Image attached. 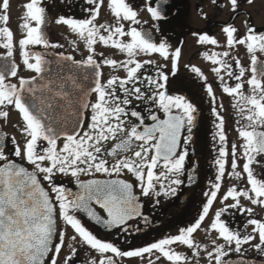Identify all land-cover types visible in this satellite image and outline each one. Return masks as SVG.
Here are the masks:
<instances>
[{"label": "snow or ice", "instance_id": "obj_1", "mask_svg": "<svg viewBox=\"0 0 264 264\" xmlns=\"http://www.w3.org/2000/svg\"><path fill=\"white\" fill-rule=\"evenodd\" d=\"M246 2L251 4L253 0H246ZM84 3L89 6L84 10L87 18L73 15H69L68 17L59 16L57 23L71 29V33L80 40H83L85 44L89 40L93 41L92 50L89 51L87 48L89 54L83 60H77L74 56H70L63 51L52 53V55L60 56L66 62L71 60L79 66H90L86 62L90 57L95 59V44L99 42L107 46L109 43H104L105 39L111 37L115 41L117 40L115 39L116 37L127 36L130 37V42H120L125 46L135 43L136 46L132 55L136 53L158 54L166 62L169 60L174 61L173 67L178 70L181 49L179 47L171 49L166 38H163L162 32V26L168 23L169 18L173 15L175 7L173 0H144L143 3L135 6V10L130 3L121 0L122 8L126 10L127 14H125V11H113L114 5L112 4V0H110L111 11L114 12L116 18L115 26L96 23L98 19L97 6L101 4V0H84ZM229 4L231 10L237 13L240 7V0H229ZM23 7L26 9V15L23 18L25 22L22 24V27L26 30L27 38L19 41L20 50H23L26 46L40 45L44 48L62 49L64 45L59 42H50L41 30L40 26L45 23L46 12L45 7L41 5V0H29ZM71 7L72 5L70 4L69 8ZM221 7H224V5H221ZM141 9H145L149 14L157 32L163 38L162 42H155L150 33L138 30L136 26H132L130 29L123 27L122 22L124 21H128L133 25L140 24L141 21L138 19V15ZM9 10L10 0H0V37L6 39L2 47L7 50V58H12L14 53L13 50H9L8 43L10 34L13 49L14 34L8 27L4 26L10 20ZM31 22H35L36 26H32ZM245 25L246 32L243 33H239V29L234 24L224 26L223 31L226 33V43L229 47L234 44L246 47V51L251 57L249 67L242 66L238 58L234 61L235 68H233V64L229 63L227 59L212 60L213 64L221 66L212 70L219 77L221 91L229 97L239 96L240 100L244 101L239 106L238 112L240 119L246 121V123L238 130V136L242 138V142L239 145L232 142L229 147V141L226 136V121L216 106L217 100L213 94V88L210 85L207 86V92L212 94L210 95V100L213 106L210 108V112L214 119L218 121L215 124L217 131L213 134V140L218 141L219 147L218 156L213 158L216 174L213 179L208 181L207 186L209 190L204 193L205 203L202 206V214L196 218L194 224L180 228L179 234L160 238L150 245L140 247L138 250L129 251H121L111 242H102L97 235L84 226L78 216H75L74 219L92 239L111 248L118 249L122 254L121 257H133L128 254L140 253L144 249H150V251L143 252V254L162 253V257H155V264H163V258H166L169 262H179L183 258L185 264H192L189 261L188 255L178 252L173 253L169 246L173 245L174 242L182 244L189 250L193 261L198 259L201 246L195 243L192 238H190L191 243H182L177 237L188 233H191L190 237H192L201 227V222L209 216L210 207L217 200L219 194L221 201L226 202L232 199L233 203H222L221 207L214 211L212 219L207 225V228L214 230L217 237L223 241L222 243H217L215 239L212 240L213 250L211 251L206 246L203 248L207 253L209 261L212 264H264V219L253 218L254 209L242 204L240 200L243 197L249 204L264 208V178H259L252 167L255 163L259 167L264 168V70H260L258 67V65H264V31L258 32L248 21H245ZM30 33L34 42L25 45L24 41L29 38ZM197 35L201 44L217 45L218 43L215 38H211L206 34ZM72 43L74 50H76L78 45L75 41ZM111 45L114 46L113 44ZM115 48L121 53H126L128 57L126 61L122 62L114 59L115 63L122 66L128 65V60L130 59L129 52L122 51L118 47ZM151 48L166 50L167 55H162L160 51H151ZM25 52L28 54L29 64H35L38 56L46 60L49 53L23 51L22 54L23 65L28 70L42 75L40 69L33 70L25 64ZM216 55L229 57L231 54L225 51ZM138 57L136 56L133 63L128 65L131 68H136L137 64L140 65L132 77V81L123 82L127 80V72L121 77V82H118L115 86L108 87L111 77L103 81L106 92L104 100L107 104L124 108V112L120 114L119 131L124 132L125 137L119 138V132H117L109 139H102L93 146L97 149L94 153V163L97 166L100 164L104 165V168L97 171L95 175L118 176L120 179L82 182L73 177V184L77 188H80L81 192L76 195L75 201H71L65 185L58 183L59 177L70 173H66L63 169L57 170L59 165H53L52 161L49 160L50 176L43 169L40 170L41 175H33L31 169H35L36 164L27 158V147L31 137L27 136L26 131L23 130L22 135L26 136L23 147L14 138L4 137V142L0 143V264H43L45 258L49 257V253L51 254L49 264H55L58 254L56 251H51L52 243L49 237L52 235V232L42 231L39 226L46 219L44 213L47 212L48 206L51 205L53 210H58L62 206V199L74 203L76 209L86 215L95 224L104 225L109 230H114L118 236L123 235L127 239L128 234L133 231L127 228L126 225L131 224L133 219L147 223L148 218L154 210V208L146 206L144 201H150L151 205L158 207L162 201L167 202V200H172L175 201L173 206H176L179 203L180 196L183 195L181 189L185 185L190 189L193 186V180H196L197 184L199 183L198 161L193 159L194 148L192 146L195 144L194 132L198 128V120L200 119L197 113L201 110L186 96L170 94V76H174L176 74L175 71L169 73L166 65L156 64L151 60H148V62L141 61ZM106 61L107 59H103L102 62L96 59V64L107 65ZM149 67H154L155 70L149 72ZM221 68H223L228 78L227 81H225L223 75H220ZM116 70L117 72L124 71L123 67ZM191 71L194 74H201L196 68H192ZM19 73L20 66L15 63H12L10 67L6 65L4 69H0V92H7L9 94V102L0 103V106H12L18 110V113L23 108L38 120L39 117H35V114L25 100V92L37 98L36 93L39 89L33 88L32 85L38 81L39 76L24 78ZM246 74H249L250 78L245 81L244 77ZM9 77L15 78L17 83H11L8 80ZM230 81H235V83L231 84L229 83ZM205 84H207V81H205ZM245 84L250 88L248 94H245L243 90ZM161 93L165 97L172 98L170 107L166 108L165 104L160 102ZM90 94L96 95L97 100L99 99L98 92H91ZM60 95L63 96L64 94L61 93ZM39 99L41 104L45 103L43 98ZM97 100H90L83 106V110L88 115L85 121L80 122L78 131L74 132L77 140L81 136L96 135L100 132L101 129L99 127L92 126L96 123L94 120L95 113L92 111V108ZM121 101L123 103H120ZM17 103L20 104L21 108L17 107ZM233 107H236V105H233ZM40 110L43 112V107ZM114 110L115 108H113ZM69 115L71 113L65 110L63 113H56L53 118L56 123H60L62 120H66ZM45 118H49L47 114H45ZM112 119L115 120L114 115ZM175 123H179L181 127L180 147H177L173 141L175 129L172 125ZM237 123H239V120ZM26 128L27 123L25 122L23 129ZM50 130H42L43 134L38 137V142L35 146V154H43L49 144L53 142L52 138L47 135ZM134 131L136 134L144 137L159 135V140L153 139L151 141L152 148L145 147L144 142L140 141L135 146L136 150H133L132 147H128L127 145L130 144L131 140L136 138L133 134ZM67 140V135H61L55 140L56 151L58 153L64 151V144ZM9 146L11 147V155H9L8 151ZM238 148L240 149L239 156L237 155ZM222 152L225 159L223 173L219 171L218 163ZM22 154L24 155V163H19L18 161L21 160ZM182 154L184 156L183 161L177 168H172V162L179 160ZM157 155L158 162L152 168V176L149 178L148 169L151 166L152 157ZM140 157H143V162L139 160ZM257 157H260V159L257 160ZM123 161H127L128 163L123 164V171L121 172L119 168ZM25 164L31 167H26ZM138 164L139 167H137ZM238 164H242L243 175L240 171H236ZM83 167L84 163L81 162V169ZM226 167L229 168L234 176L245 181L247 186L242 184L240 187H230L226 192L219 193V189L222 186L219 181L225 176ZM93 174L90 165L87 173L83 171L80 173V175ZM125 175L131 177V180H125ZM42 181L53 191L49 192L48 188L41 187L38 182ZM26 188L33 189L26 193L29 197L30 208L29 201H24L20 195L25 192ZM136 189H139V196L135 194ZM56 190H61V193L58 194ZM164 198L167 199L165 200ZM21 206L24 207V211L21 210ZM94 206H98L104 215H101ZM8 207L15 209L16 215L22 217L28 226L22 228L20 223L16 219H13L12 216H8V223H5V214ZM137 209H139L138 214H134ZM28 210L32 211L31 217L25 215V211ZM231 210H236L237 213L248 217L244 221L242 228L232 226L225 219ZM69 215H72L71 209L69 210ZM69 226L71 227V225ZM249 226H251V231H248ZM73 230L75 232V229ZM135 232L139 233L138 226ZM64 235L65 233L62 231L61 235L56 238V249H61L64 245ZM257 238L258 242H254L257 241ZM164 241H171V243L164 244ZM84 245L100 254L109 253L100 252L88 243ZM161 245H163V252H166L167 255L163 254L161 248L158 247ZM245 245L248 247L245 248ZM82 250L75 249L73 251L70 249L68 256L65 258L66 264H77L78 253ZM248 253H257L259 259L249 257ZM233 256L236 258L235 260ZM80 264H87V262L82 261ZM109 264H113V261L109 260ZM149 264H153V262L150 261Z\"/></svg>", "mask_w": 264, "mask_h": 264}, {"label": "flooded vegetation", "instance_id": "obj_2", "mask_svg": "<svg viewBox=\"0 0 264 264\" xmlns=\"http://www.w3.org/2000/svg\"><path fill=\"white\" fill-rule=\"evenodd\" d=\"M212 2L213 8L217 9V5H224L223 0H209ZM229 1V0H228ZM29 0H10V10L9 22L4 25L8 27L14 34L13 36V49L11 42V35L9 34V50H13V57L7 58V50H5L2 45L6 42L4 37H0V69H4V67L11 66L12 63H15L20 66V75L24 78H31L34 76H40L39 73L35 71L28 70L22 61L23 51H38V52H47L49 53L47 59L45 60L42 57H37V62L35 64L28 63V54L24 53L25 56V64L35 69H40L42 72L47 70H52L53 72L62 73L60 75L63 81H68L70 76L68 73L73 69L72 67L61 66L56 67L53 66L52 58H61L57 55H52V53L63 51L70 56H74L77 60H83L89 54V51L92 50L93 41L89 40L84 43L83 40H80L77 36L71 33V29L68 27L58 24L57 19L59 16L68 17L69 15H73L76 17L87 18L85 9L89 6L84 3V0H41V5L45 7V23L41 25V30L46 38L50 42H59L64 45L62 49H55L50 47L40 46H26L23 50L19 48V41L26 37V30L23 29L22 24L24 21V16L26 15V9L23 7ZM125 2L130 3L135 10V6L139 3H143L144 0H125ZM175 5L173 9V15L169 18V22L162 26L163 38H166L167 42L170 44L171 49H175L179 47L181 49V56L178 60V70L174 69L173 64L174 61H164L159 62L157 59L161 57L158 54H140L136 53L132 55L135 43L133 45H122L120 41L130 42V37H116L117 40H112L111 37L104 40V43H109V45L105 46L102 43H97L94 45V58H89L86 62L88 65H93L96 67L97 72L100 77L99 85L94 92H98L99 99L97 100L96 95H91V92H71L70 89L72 87L79 86L77 84H71L69 81L67 84H63L59 87V83H56L50 88H43L40 85L33 86V88L39 89L36 93V97L34 98L28 92H25V100L28 106L31 108L32 112L35 114V117H39L42 120L51 119L55 120L53 117L56 113H63L65 110L68 113H71L67 117L64 122L67 124L62 125L59 132L61 135H67L68 140L64 144V151L62 153H58L56 151V136H49L52 138L53 142L49 144L46 151L43 154H35V146L38 142V137L43 134L42 129L38 125H34L31 122H36V119L29 114L28 111H25L21 108L20 104L17 103V107L21 108L20 113L18 110L12 106H0V128L4 132L5 136L12 137L16 141L20 142L21 147H23V143L26 139L25 135H21V139H16L11 131L6 127L9 119L11 117H19L21 123H27V128L24 129L26 131L27 136L31 137L27 147V158L32 160L36 164L35 172L38 175H41V168L39 161L44 157H48L50 161H52L53 165H59L57 170L63 169L66 173H70L63 177H59L58 183H63L68 191L69 196L71 197V201H75L76 195L81 192L80 188H77L73 184V177L81 181H88L94 178H105L108 180L111 179H120L118 176H110V175H95L97 171H100L104 168L103 164L97 166L94 163L95 156L94 153L97 151L94 145H96L102 139H109L111 136L119 132V138H124L125 133L120 132V114L124 112V108L116 107L115 105H108L104 100L106 92L104 90L103 81L108 77H111V80L108 83V87L115 86L118 82H121V77L124 76V73L127 72V80L123 81L127 83L128 81H132V77L135 75L136 71L139 69L140 65L137 64L136 68L128 67V65L132 64L136 59V56H139L138 59L141 61L148 62L151 60L152 62L160 65H166V69L169 73L175 71L174 76H170L169 82V90L170 94L176 95H184L190 101L194 102L199 108L200 112L197 113L200 116L198 120V128L194 132L195 144L192 146L194 148L193 159L198 161L199 174L198 180L199 183H196V180H193V186L189 189L187 185L181 189L183 195L179 198V203L176 206H173L175 201L167 200V202H161L158 207L155 205H151L150 201H144L146 206L154 208L151 216L148 218V222L133 219L131 224L126 225L127 228L131 229L133 232L129 233L127 239L123 235H117L114 230H109L104 225H97L93 221L89 220L86 215L76 209L74 203L68 200L62 199V206L57 210V232L54 237V241L52 243L51 251H56L58 254V258L55 261V264H66L65 258L68 256L70 249H83L78 253V261L77 264L84 261L87 264H109V260L113 261V264H149L150 261L155 264V257L161 256L162 253L153 252V253H144L148 252L150 249H144L140 253H129L128 255L133 257H121V253L116 248H111L108 245L101 244L99 241H95L92 239L89 234L80 226V224L74 219L75 216H78L81 219L82 223L86 228L92 231L102 242H111L114 246H117L121 251H129V250H138L140 247L145 245H150L152 242L158 241L160 238H165L166 236H174L179 234V229L192 225L196 222V218L202 214V206L205 203L204 193L209 190L208 181L213 179L215 176V164L214 157L218 156V141L213 140V134L217 131L215 124L218 122L214 119L210 112V108L213 106L210 100V95L207 92V86L210 85L213 88V94L217 100V107L220 111V114L224 117L226 121V136L229 141V147L232 142L237 143L239 145L242 142V138L238 136L239 128L246 123V121L241 120L239 117L238 108L240 105L244 103V101L240 100L239 96L229 97L227 94L221 91L220 80L219 77L212 71L216 67H221L220 65H215L212 63L213 59L225 60L227 59L229 63L233 64V68H235L234 61L235 59H239L240 63L244 67H249L250 65V54L247 53L245 46L233 45L229 47L226 43V33L223 31V27L229 24H234L237 28V23L235 17H229L227 19H218L214 17L213 14L208 13V5L204 2V0H173ZM72 5L69 8V5ZM112 4L114 5L113 11L120 12L126 10L122 8L121 0H112ZM98 8V19L96 20L97 24H110L116 25V18L114 12L111 11L110 0H101V4L97 6ZM219 7L217 10H220ZM245 13V12H244ZM246 14V13H245ZM245 21H247L248 14ZM138 19L141 21L138 25H133L128 21H124L123 27L125 29H130L132 26H136L138 30H141L145 33H150L151 37L155 42H162V36L157 32L155 28L154 22L150 19L149 14L145 9H141L138 15ZM248 22L252 24V20L248 19ZM32 26H36L35 22H31ZM253 27L259 32L264 31V26L261 28ZM259 28V29H258ZM239 29V28H237ZM246 29V26H245ZM239 33H243L239 29ZM237 33V35H239ZM197 34H206L211 38H215L218 43L217 45L211 44H201L199 41V36ZM73 41L76 42L78 48L74 50ZM34 41L31 38V33L28 39L24 41V44L33 43ZM115 47L120 48L122 51H127L130 54V59L128 60V65H118L115 63L117 61H126L127 55L126 53H121ZM151 51H160L162 55H167L166 50L151 48ZM228 51L230 52L229 57H222L216 55L217 53H222ZM207 54V55H205ZM259 55V54H258ZM96 59L102 62L103 59H107V65H97ZM69 63H74L71 60L67 61ZM203 63L208 64V66H203ZM211 63V64H210ZM210 64V65H209ZM123 67L124 71L117 72L116 69ZM260 70H264V65H258ZM196 68L199 70L201 74H194L191 69ZM154 67H149L148 71L153 72ZM220 75L224 76L225 81L228 80L227 76L224 73L223 68H221ZM80 77L86 78L85 75ZM250 78L249 74H246L244 80L246 81ZM8 80L11 83H17L15 78L9 77ZM207 81V84H205ZM134 83V81H133ZM229 83L234 84L235 81H230ZM23 87V86H22ZM245 94L250 92V88L245 84V88L243 89ZM64 95L61 96L60 94ZM8 93L0 92V103H8ZM19 95V93H17ZM71 95V97H70ZM81 95V99H77L78 96ZM66 97H70L71 99H67ZM43 98L45 100L44 104L40 103V99ZM61 98H64L62 100ZM118 99V98H116ZM90 100H97V102L93 105L92 111L95 113L93 127H99L101 130L96 135H87L81 136L78 140L74 136V132L78 130H72L70 122L79 117L80 121H85L88 113L83 110V106L86 105ZM131 102V101H130ZM160 102L165 104V107L168 108L171 106L172 98L165 97L163 93L160 95ZM120 103H123L122 101ZM19 105V106H18ZM50 105V106H49ZM236 105V107H233ZM41 107H43L44 111L41 112ZM113 108L115 110L113 111ZM45 114L49 118H45ZM3 115L7 116L4 117ZM113 115L115 116V120L112 119ZM17 119V118H16ZM239 120V123L237 121ZM131 123V121H129ZM79 129V127H78ZM259 130V129H258ZM23 131H21L22 133ZM135 135V139L131 140L132 148H136V144L140 141L144 142V146L147 148H152L153 145L151 141L159 137V135L153 137L148 136L138 138L137 136H141L136 134L135 131L133 133ZM72 137V138H70ZM181 146V143H180ZM91 149V151H90ZM143 150V149H141ZM9 155H11V147L9 146ZM237 155H240V149L238 148ZM24 155L21 156V161H23ZM184 156L181 155L179 160L172 162V168H177L180 163L183 161ZM260 157H257L259 160ZM139 160L143 162V157H140ZM81 162L84 163L83 169H81ZM158 159L156 156L152 157L151 166L148 169V176L151 178L152 176V168L155 167ZM128 163L127 161H123L119 171H123V164ZM219 171L223 173L224 171V154L223 152L219 156ZM230 164V160H229ZM26 165V164H25ZM89 165L91 166V172L93 175H79L83 171L87 173L89 171ZM27 167H31L26 165ZM139 167V164L137 165ZM254 172L258 175L259 178H264V168L259 167L257 164L252 165ZM236 171H240L242 173V164H238V168ZM44 172L50 176L49 167L44 169ZM191 174V173H190ZM243 175V173H242ZM125 180H131V177L125 175ZM221 183V188L219 189V193H224L229 190L230 187H240L242 184L246 185L245 181H242L239 177L234 176L229 168L226 167L225 176L219 181ZM47 187L48 185L43 182ZM150 186V183H149ZM51 191L53 189L48 188ZM58 194L61 193V190H56ZM136 195H140L139 189L135 190ZM165 200L167 198H164ZM241 203L245 204L247 207H252L254 209L253 218H261L264 219V208L259 206H253L249 204L243 197L240 198ZM231 204L233 203L232 199L224 202L221 201L220 196L218 194L217 200L214 201L213 205L210 207L209 216L201 222V227L190 237L191 233L185 234L183 236L177 237L182 243H191L190 238L194 240L195 243H198L201 246V250L199 251L198 259L193 261L192 256L189 254V250L186 246L175 243L171 246V250L173 253H181L188 255L189 261L192 264H212L207 257V253L203 250L206 246L209 251L212 249V240H216L217 243H222L223 241L217 237V234L214 230H210L207 228L210 220L212 219L214 211L218 210L221 207V204ZM96 207V210L104 215L103 211ZM72 210V215H69V210ZM147 210V208H146ZM139 209L136 210L138 214ZM154 218V219H153ZM248 217L241 213H237L236 210H231L225 219L229 221V223L236 227L242 228L244 221ZM71 225V227L69 226ZM139 227V233H136L135 230ZM75 229V232L74 230ZM65 233L63 236L64 245L61 249L55 248V240L57 237L61 235V232ZM248 231H251V226H249ZM71 237V239H70ZM258 242V238L257 241ZM91 244L94 248H97L100 252H109L107 254H100L90 247H86L84 244ZM164 244L171 243V241H164ZM161 248L163 252V245L158 246ZM245 248L248 246L245 245ZM112 252V253H111ZM90 253V255H89ZM163 254L167 255L166 252ZM140 257H135L139 256ZM249 257L254 259H259V255L257 253H248ZM51 258V254L49 253V257H46L43 264H49V260ZM178 258V257H176ZM233 259L236 258L233 256ZM163 264H185L184 259L176 262L167 261L166 258H163Z\"/></svg>", "mask_w": 264, "mask_h": 264}, {"label": "water", "instance_id": "obj_3", "mask_svg": "<svg viewBox=\"0 0 264 264\" xmlns=\"http://www.w3.org/2000/svg\"><path fill=\"white\" fill-rule=\"evenodd\" d=\"M53 61V66L56 67H61V66H67V67H72L73 69L68 73V75L70 76V79L68 80L71 84H77L79 86L76 87H72L70 89L71 92H83L85 89V92H91L93 91L98 84L99 81V76H98V72L95 66L91 65V66H79L75 63H69L64 61L62 58H52ZM60 75H62V73H58V72H53L52 70H47L42 72V75L39 76V79L36 83L33 84V86L36 85H40L43 88H50L53 85H55L56 83H59V87H61L64 83L67 84L68 81H63L60 77ZM82 75H85L86 78L84 79L83 77H80ZM71 97V95H70ZM70 97H66L67 99H71ZM82 96L79 95L77 99H81ZM62 100H64V98H61ZM40 120V119H39ZM40 123L43 125L45 130L51 129L50 131H48V134L50 135H55V136H60V128L62 127V125L67 124V122H64V120H62L60 123H56L55 120H51V119H45V120H40ZM72 130H75L78 128L79 124H80V119L79 117L76 118L75 120L70 122ZM175 129L174 131V135H173V141L176 143L177 147L180 146V136H181V127L179 123H175L172 125ZM1 139H2V135L0 134V143H1ZM159 140V138H158ZM157 140V141H158ZM158 158V155H157ZM20 163V162H19ZM15 170V168H14ZM32 172V171H31ZM33 175H37L36 173L32 172ZM38 176V175H37ZM95 181H109V180H95ZM112 181V180H111ZM40 184L41 187H45L42 182H38ZM33 189L31 188H26L24 193H21V199H23L24 201H29V197L26 194L28 191H32ZM48 190V189H47ZM7 207V206H6ZM29 208H30V201H29ZM21 210L24 211V207L21 206ZM25 215H27L28 217H31L32 215V211L28 210L25 211ZM46 219L44 221L43 224H41L39 227L42 231H51L52 235L49 237V240L51 241V243H53L54 240V236L56 233V210H53L52 206L49 205L48 206V210L46 213H44ZM8 216H12L13 219H16L19 223L20 226L23 227H27L28 225L24 222L22 217H19L16 215V210L8 207L7 208V212L5 214V223H8Z\"/></svg>", "mask_w": 264, "mask_h": 264}, {"label": "rangeland", "instance_id": "obj_4", "mask_svg": "<svg viewBox=\"0 0 264 264\" xmlns=\"http://www.w3.org/2000/svg\"><path fill=\"white\" fill-rule=\"evenodd\" d=\"M206 5H208V13H211L214 15L215 18L218 17V19H227L229 17H235L237 28H239L241 31L246 32L245 29V18L247 17L246 14H248V19L252 20V25H255L256 27L261 28L264 26V0H253L251 4H248L246 0H240V7L237 13H234L231 10V6L229 4L228 0H223L224 7H221V4L217 5V9L220 7V10L214 9L212 2L209 0H204ZM246 14H245V13ZM258 28V29H259ZM159 62H164L163 58L157 59ZM211 64V63H210ZM209 64V65H210ZM203 66H208V64H204ZM17 118V119H16ZM11 117L9 119L8 124H6V127L8 126V129L11 131V133L16 137V139H21V131L24 129V124L21 123L19 117ZM19 128V130H17ZM133 150H136V148H133ZM48 157H43L40 159L41 166L47 167L48 165ZM80 174L78 173L77 176Z\"/></svg>", "mask_w": 264, "mask_h": 264}]
</instances>
